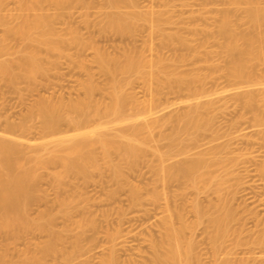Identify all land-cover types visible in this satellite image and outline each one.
<instances>
[{
    "label": "rangeland",
    "instance_id": "obj_1",
    "mask_svg": "<svg viewBox=\"0 0 264 264\" xmlns=\"http://www.w3.org/2000/svg\"><path fill=\"white\" fill-rule=\"evenodd\" d=\"M2 1L0 18L7 24L0 22V44L4 41L7 47L3 43L0 46V61H11L19 77L12 82L0 69V139L18 144L19 159L22 157L29 168L36 167L37 179L26 205L31 228L6 230L0 224V263L109 264L114 255L116 264H153L152 243L160 242L158 250L164 251L167 223L179 227L186 221L191 226L184 230L183 239L194 242V261L264 264V258L258 257L263 251L257 241L264 229V125L255 121L256 115L264 117V88L253 83L264 81V63H253L250 68L254 86L249 83L247 88L248 80L233 78L226 38L219 30L227 11L239 35L264 31V26L253 28L246 13L247 0ZM252 1L264 8V0ZM35 10L51 15L56 35L63 39L59 49L30 43L16 32L6 34L9 27L20 25L21 19ZM119 14L127 15L131 22L125 32L110 24ZM31 48L38 51L45 68L35 77L28 76L21 60ZM99 53L120 61L127 55L142 56L149 62L144 70L150 73L143 76L115 73L128 99L124 111L116 114L105 130L123 142L127 137L142 140V149L136 159L117 149L105 157L96 143L97 166L90 164L88 174L69 173L64 160L81 140L73 137L76 130L70 117L74 111L69 104L90 98L93 110L113 101L112 76L101 68ZM178 75L186 79L198 76L180 83L176 81ZM89 83L94 85L91 93ZM247 89L256 93L253 108L245 104L246 95L241 97ZM199 100L211 104L201 111L208 126L184 144L187 150H204L211 162L205 184L201 182L197 188L184 178H165L160 153L170 150L172 158L181 157L180 148L171 146L167 135ZM47 103L63 106L59 110L64 118L56 128L47 127L40 115L39 106ZM93 113L91 117L97 114ZM99 116L93 117L98 120L90 117L89 129L96 121L112 117ZM135 126L140 128L135 130ZM220 194L228 199L235 217L228 235L216 248L210 217L217 210L215 204L224 200ZM195 201L205 210L200 219ZM43 222L51 227H43ZM53 234L59 235L58 241L53 240ZM73 239L79 240L77 245ZM48 241L57 246V253L46 249ZM62 253H72L73 263Z\"/></svg>",
    "mask_w": 264,
    "mask_h": 264
},
{
    "label": "bare ground",
    "instance_id": "obj_2",
    "mask_svg": "<svg viewBox=\"0 0 264 264\" xmlns=\"http://www.w3.org/2000/svg\"><path fill=\"white\" fill-rule=\"evenodd\" d=\"M111 1L113 3H117L121 0H111ZM129 1H131L132 3L134 0H129ZM2 2L3 1L0 0V5L2 4ZM244 3H245V8H246V13L249 19L251 20L252 25L254 26L253 28L256 30L259 28L263 29L262 27L264 26V8L258 6L257 4H254L252 0L251 1L247 0ZM31 8L32 7H30V9ZM35 11L36 12L32 14L33 17H30L32 15H28V17H26L25 19L24 18L21 19L22 21L23 20L24 21L22 23L20 22L21 23L20 25L16 27L15 25L14 27L12 25L11 27H9L6 30L7 31L6 34H11V33L13 34L14 32H16L30 43H34L38 45H45L47 48H50V49H55V50L59 49L61 43L63 42V39L60 37L61 35L60 36L56 35V31L51 23L52 20L49 18L50 14L48 15L46 14V12L44 13L43 11H40V10H39L40 12H38L37 10ZM56 12L59 13L58 11ZM142 14L141 15L139 14L140 18L143 16ZM145 15H146V18L147 16H149L146 13ZM145 15L144 17H142L143 19H145ZM22 17H25V16L22 15ZM114 17L111 18V21H110L111 22L110 24L112 25V27H114L120 32H125L130 28L131 22L128 19L127 15H120L115 18ZM150 19L152 18L150 17ZM2 21L0 18V22ZM5 21L3 23H5ZM5 24H7V22ZM8 26H10V24ZM219 30H220V33L226 38V42L224 46L226 48V53H227L229 62L231 64V66L229 67V73L236 80L237 79L240 81L248 80L246 81L247 83L246 87L248 88L249 87L248 84L252 83L253 82L252 79H254L252 76L253 71L251 70L253 68L252 66L256 65L257 62L264 63V31L262 30L258 31L257 34L254 31L252 32H254L255 34L250 31V32H247L248 34L244 33L243 35H239L240 32L238 33V31H236V28L233 26L231 16L229 13H227V11L223 14L221 23L219 25ZM16 33H14V35ZM1 42L5 44L4 41H1ZM182 42L185 43L183 39H182ZM2 43L0 44V46L2 45ZM29 45L33 46V44H29ZM5 46L7 47L6 44ZM31 49L27 51L25 50L26 52L24 54L22 53L23 57L20 56V59L22 57L21 60L23 62L24 67L22 66V63L20 61L19 63H21L20 65L21 67L27 70V72L29 73L28 76L30 75L29 77H32V76L35 77L37 73L39 72L43 73L45 71V68L41 64V60L39 58L40 55L38 54V51H36L35 49H32V50ZM98 60L100 62L101 68L104 71L111 74L112 76L111 93L113 95V101L110 104H105L104 106L105 108L103 109H99L100 107H98L99 105L98 104L97 105L98 108H94L93 110L92 108L94 106L90 98L84 99L85 98L84 97L83 99L81 98L80 100H77L76 102H73V103L71 102L69 104V107L71 106V109L74 111L73 116L70 117V121L72 122V124H74L75 130H76L73 137L78 136L81 139V140H78V142L76 143L74 142L75 143L74 145L71 144L73 146L70 148L69 156H68L69 158L64 160L65 171L69 173L86 174L87 171H89V167H91L89 166L90 164L93 163L92 166H97L95 164V162H97V158H96L97 156L95 154L96 150L94 149V146L97 144L101 145L103 155L105 157L109 155L111 150L117 149V150L123 151L124 153L123 152L122 153L125 154L126 157H131L134 159L135 157L136 158L138 157L142 149L139 144V142L140 143L143 142L142 140L138 138H134V137H127L126 142H123L121 139L108 134L107 131L105 130L109 126V124H111V119L113 120L116 114H120L124 111L126 104H127V99H128L126 95L124 94L123 85L121 81L115 76V73L116 72L117 73L118 72L120 73L137 72V73H141V75L143 76V74H147L148 72L147 71L145 73L144 69H145L146 64H148L149 62L146 63L148 60L144 59V57L142 56L136 57L134 55H127L124 61H120L119 59H116L115 57H108L102 53L98 54ZM10 62L11 61H9L8 59L4 61H0V69L7 78H9L12 82H14L19 77V75L12 69L11 67L12 64H10ZM250 70L252 71V73ZM197 76L198 75L191 76L186 79L185 77L178 75L176 76L177 77L176 81L180 83L184 81L186 82L187 80L189 81L191 78L193 79L194 77H197ZM261 80L263 79H260V81ZM258 81L253 82V83H255L256 85L258 83H261L260 85L262 86V88H264L263 87L264 81H261V82H258ZM253 83L251 84V86L253 85ZM87 86H88L87 88L88 92L91 93L92 90L94 89V85L89 83V85ZM246 92H247L246 94L243 93L241 95V97L246 95L245 101H244L245 104L251 108L255 107L256 105L255 94L256 93L254 92L255 93L254 94L251 91V89H247ZM208 101L199 100L198 102L190 106L189 111L185 112L186 114L183 113V116H181L182 118H180L182 123H179V125L177 126L174 132L167 135L170 145L180 148L181 151H179V155L181 157L178 159L172 158L170 150L160 153V157L162 159L161 168L165 173V176H166L165 178L170 179V180L184 178L192 186H195V187L197 186V188H200L199 183L203 182V185L205 184L206 182L205 179L208 173L210 172V168H211L210 160H208V158L205 157L204 150L202 149H197V150L194 149L195 151L187 150L185 145H188L187 142L190 139L191 140L196 139V137L194 136L195 133L201 131L203 127L208 126L207 119H205V117L201 113L202 109H208L210 107L211 104ZM62 102L63 101H61L60 104H62ZM41 105L39 106L41 107L39 111H40V115L43 119L44 124L47 127L56 128L60 122V119L64 118V117L61 118L63 114H61L60 112L61 110H59V108L63 106L58 105V104L57 106L51 103L50 105H48V103L47 105H42V106ZM92 112H94L93 114H95V112L97 114L99 113V115L101 113L102 117L107 118L110 115L112 117L110 116L111 117L110 119L103 118L106 121H101V122L96 121L98 123L94 126V128L89 129L87 127V122L89 121ZM97 114H95V116L93 117L100 118V116ZM97 118H93V119L98 120ZM255 121H257L260 126L264 125V117L261 115H256ZM139 128L140 126L134 127L135 130H138ZM90 132H96L98 135L89 137ZM182 133H185L186 137L182 136ZM78 137H76V139ZM184 141H186V143ZM193 146H196V145H193ZM197 146H201V145L199 144ZM18 154L19 155L21 154V149L15 141H12L10 139H5V138L0 139V224L6 230L22 229V228L28 229L27 227H30L31 225V222H30L31 219L28 217V214L26 211V208H27L26 205H27L28 200L31 198V195L33 194L32 191L34 189L32 190V188L35 187L34 185L37 179V172L35 171L36 167L34 168L33 167L29 168L31 166L27 167L26 161L24 162L25 163L24 164L21 161L23 160L21 159L22 157L19 159V157L22 155L19 156ZM188 155H191L192 157L187 159L186 157ZM15 167L17 168V171ZM115 169L117 170V168ZM261 170L264 172V164L261 165ZM58 174L59 176L62 175L61 173H58ZM220 191L221 189L218 188L217 192L220 193ZM222 198L223 197H221V194H220V199ZM227 200L228 199L226 198L224 200H220L221 203L219 202H218L219 204L216 203L215 207L217 210L214 213V215L212 214V216L210 217V221L215 229V232L212 236V240L216 248H218L217 246L219 245L218 243L219 240L225 235H228L230 228H231L230 227L231 221L235 217L234 212L231 209L232 206L230 207V204H228ZM202 207L203 206L202 204L199 203V201H195L194 209L199 219L205 214V210ZM44 222H43L44 225H42L43 227H47L51 225L49 223H44ZM181 224H182L181 226L175 227L172 222L167 223L166 225L167 228H166V233H165L166 235H164L166 238L164 237L165 240L163 239V241H165V244L163 243L164 245H162V247L164 246L163 247L164 251L159 252L160 247L158 250V246H160L161 244L158 245L157 243H160V242L158 241L157 243L153 242L152 245L154 248L153 251H155V255L153 256V260H152L153 262L151 263L153 264H202L199 261H194V249H193L194 242L192 240L185 241L184 240L185 238L183 237L184 230H186L187 227L189 228L191 225L187 223L186 221L182 222ZM259 235L261 236L258 237L259 239L257 241L260 247H262V251L264 253V250H263L264 249L263 248L264 247V229L260 232ZM52 236L54 238L50 236V240L53 238V240L58 241L59 235L53 234ZM52 241H50V243L48 241L49 244L48 243L46 244L47 245L46 249L47 250L49 249L48 251H51L52 249L54 251L57 250V246L54 243L52 244ZM74 241L73 242L76 243L77 245L79 240H74ZM263 253H260L258 257L263 259L264 258L262 257L264 256ZM63 254L66 256V254L68 253L66 254L62 253V255ZM71 255L70 256L69 254L67 255L68 256L67 260L71 259L69 261H72L73 255L72 256ZM258 257H257V260L259 259ZM115 260H116L115 256L113 255V258H111V261L109 260V264H116ZM226 264H229V263L227 262Z\"/></svg>",
    "mask_w": 264,
    "mask_h": 264
}]
</instances>
